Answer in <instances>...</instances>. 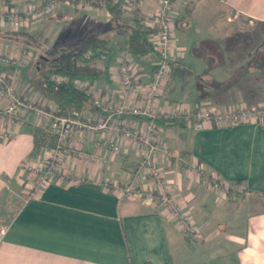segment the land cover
I'll return each instance as SVG.
<instances>
[{
	"label": "crops",
	"instance_id": "1",
	"mask_svg": "<svg viewBox=\"0 0 264 264\" xmlns=\"http://www.w3.org/2000/svg\"><path fill=\"white\" fill-rule=\"evenodd\" d=\"M41 1L0 0V10ZM188 1L174 3L177 27L179 11ZM156 2L141 0L139 10L149 17ZM50 12L51 16L68 19L69 29L63 35L53 28H64L65 19L50 24L43 22V17L20 30L0 23V33L13 31L28 36L48 54L57 45H71L90 34L109 39L102 75L78 80L86 84L93 97L118 103L116 67L126 53L122 43L132 19L106 8L84 9L74 0H59ZM186 13L187 28L173 33L172 52L178 57L175 55L164 82L159 106L169 110L264 106V0H194ZM230 14L241 27L227 24ZM45 30L47 36H42ZM244 31L247 41L240 38ZM19 37L0 34V53L13 55L23 49ZM132 58L140 86L147 85L155 56ZM41 61L40 54L34 53L21 70L16 87L24 97L53 110L56 105L36 83ZM6 69L0 63V71ZM140 97L138 93L126 104H139ZM82 112L89 121L104 115L92 105ZM125 118L116 117L115 121ZM3 128L0 123V228H5L0 238V264H227L220 258L229 254L233 264H264V120L200 131L183 124H156V138L176 156L165 160L154 155L148 164H144V150L137 145L117 139L119 151L113 153L108 147L109 137L82 132L80 150L97 156L98 162L74 156L61 158L60 171L69 177L42 187L2 227L5 197L20 187V178L25 175L20 166L26 160L45 158L49 149L44 146L34 151L37 129L31 114L11 122L9 139L1 137ZM190 163L204 167L208 175L243 193L220 196L189 170ZM151 166L158 168L159 185L149 174ZM112 183L130 185L133 197L120 196ZM159 186L188 213L198 231L194 240L180 232L156 200L144 198V191L157 193ZM212 210H219L222 217L213 218ZM229 216L234 217L228 220ZM217 236H224V252L208 244Z\"/></svg>",
	"mask_w": 264,
	"mask_h": 264
},
{
	"label": "built area",
	"instance_id": "2",
	"mask_svg": "<svg viewBox=\"0 0 264 264\" xmlns=\"http://www.w3.org/2000/svg\"><path fill=\"white\" fill-rule=\"evenodd\" d=\"M141 0H75V3L84 9H104L108 5L116 6L131 19L138 20L146 33L147 41L150 43L155 62L151 73V80L145 86H140L136 65L133 55L126 51L117 63V74L119 78L118 96L120 101H102L93 97L85 83L78 79H69L61 75H52L51 81L55 84L72 83L75 88L82 91L90 98L91 105L96 111L103 112L101 117H93L92 120L84 119L83 112H73L69 116H62L57 109H48L42 103L35 102L21 95L17 91V81L21 70L30 62L33 57L28 49L23 48L13 55L0 53V63L7 67L0 71V123L3 124L1 137L9 139L12 136L11 122L23 119L31 114L37 130L52 137L53 146L49 154L45 156L43 165L29 163L26 160L20 169L34 172L38 175L35 192L25 201V204L35 197L40 189L51 182H62L69 176L60 171L59 162L61 158L74 156L80 159H87L98 162L95 155H90L80 150L84 139L82 132L92 136L101 134L109 137V149L116 153L119 151L117 139H121L132 145H137L145 152V163L154 155L161 159L170 160L176 154L166 145L160 142L155 135L156 119L173 120L182 123L186 128L200 131L208 127L226 128L241 124L261 123L264 120V106L232 107L226 109L194 108L184 110H169L160 107L159 98L163 95V85L167 79L171 65L175 62L173 54V31L178 19V12L174 6L176 0H157L154 12L145 17L139 10ZM55 0H46L34 6H28L21 11L12 8H4L0 11V23H13L14 26H26L34 19H41L43 15L54 7ZM99 55L105 57V52L97 53L89 50L84 54V61H90ZM141 95L139 104H126V101L137 94ZM127 117L119 122L116 117ZM44 161V160H43ZM43 166V170L41 169ZM189 170L213 189L220 196L231 194L233 196L243 193L242 189L232 190L224 180L208 175L204 167L190 163ZM150 176L159 185L160 173L158 168L151 166ZM108 186V182L104 183ZM113 190L122 197H133L130 185L112 183ZM146 199L156 200L174 221L177 228L194 240L198 233L188 213L174 200L167 189L159 186L155 193L152 189L143 192ZM5 228H0V238Z\"/></svg>",
	"mask_w": 264,
	"mask_h": 264
},
{
	"label": "trees",
	"instance_id": "3",
	"mask_svg": "<svg viewBox=\"0 0 264 264\" xmlns=\"http://www.w3.org/2000/svg\"><path fill=\"white\" fill-rule=\"evenodd\" d=\"M6 1L8 2V0ZM105 8L113 14L122 13L116 6L108 5ZM186 12H189V9ZM0 34L23 37V34L13 31L1 32ZM26 39L32 40L28 36ZM110 43L109 39L96 34H90L71 45L55 49L46 56L41 55L45 60L43 67L41 62L37 65L39 66V71L36 83L42 94L54 102L59 115L69 116L73 112L86 110L91 105V101L87 95L75 88L72 83L55 84L51 81V76L61 75L69 79H96L100 77L104 70V59L97 55L90 61H84V54L89 50L97 53L104 51L106 54L110 48ZM122 46L137 58H145L153 53L151 45L147 41L146 33L136 19H132L129 34L122 43ZM154 123L155 125L182 124L164 119H156ZM53 144L54 140L52 137L36 130L34 133V151L44 146L51 148Z\"/></svg>",
	"mask_w": 264,
	"mask_h": 264
},
{
	"label": "rangeland",
	"instance_id": "4",
	"mask_svg": "<svg viewBox=\"0 0 264 264\" xmlns=\"http://www.w3.org/2000/svg\"><path fill=\"white\" fill-rule=\"evenodd\" d=\"M44 1H46V0H44ZM58 1L59 0H55V6H56V4H58ZM194 2V0H189L185 5H184V7H183V10H181V11H179V16H181V19H179V22H180V24H179V26L177 27L176 26V28H175V30L173 31V33H175L176 32V30H178V31H180L181 29H185V28H187V26H188V21H187V18H186V16H187V13H186V11H187V9H190L191 8V6H192V3ZM40 3H42V1L40 2ZM24 4H27V3H20L19 5H17V6H15V7H11L13 10H15V11H21V10H23L24 8H27L28 6H25L24 7ZM38 4V3H37ZM23 5V6H22ZM28 5V4H27ZM34 5H36V3L34 4ZM34 5H30L31 7L32 6H34ZM203 6L204 5H201L200 6V8L201 9H203ZM52 9V8H51ZM2 10H4V8L2 9ZM2 10H0V11H2ZM51 11V10H50ZM50 11H48V12H46L44 15H43V18H42V21L43 22H49L50 24H54V23H57V22H59L60 20H62V19H65V17H63V18H61V17H55V16H51V13L52 12H50ZM183 16V17H182ZM229 17H230V19H229V21L227 22V24L229 25V26H231V27H235L236 25L237 26H240V25H238V20L236 19V17H234V16H231V14L229 15ZM99 18H101L102 19V16L101 17H99ZM66 20V19H65ZM68 20V19H67ZM66 20V21H67ZM53 21V22H52ZM31 22V21H30ZM68 22L69 21H67V23H65L64 25H63V27L64 28H60V30H59V27H57V26H55L54 28H53V26L52 27H50V29L51 28H53L54 29V31H56L57 33L59 32V31H61V32H59V33H61L60 35H63L64 33H66L67 32V30L69 29V27H67V25L66 24H68ZM3 24H7V23H3ZM7 25H9V29H12V30H15V29H23L25 26H18V27H16V26H14V24L12 23H9V24H7ZM26 25H28V23L26 24ZM67 27V28H66ZM241 27V26H240ZM232 29V28H231ZM184 31V30H183ZM47 30H45V32H44V34H41L42 36H47ZM202 37H203V35H202ZM59 38V37H58ZM240 38H242L244 41H247L248 40V36H247V34H246V31H244V35H242ZM19 39L22 41V42H24L23 44H22V47L23 48H26V49H28L31 53H35V54H40V58H41V65H42V67H43V65H44V60H45V58H42L41 57V55H44V56H46V55H48V53L47 52H49V51H47V52H45V53H42L41 52V49L40 48H38V47H36L35 45H34V41H32V40H29V39H26V37H19ZM47 40H49V41H51V39H48L47 38ZM261 40V39H260ZM53 41V40H52ZM54 47H56V45L55 46H52V47H50V48H48L49 50L51 49L52 50V48H54ZM62 47H64V45H57V47H56V49H59V48H62ZM50 50V51H51ZM176 55V54H175ZM177 56V55H176ZM178 57V56H177ZM176 57V58H177ZM42 67H41V70H42ZM36 77V79H37V76H35ZM163 96V95H162ZM162 96H161V98H162ZM49 147V146H48ZM48 152H50V148L48 149ZM49 154V153H48ZM44 160V161H43ZM45 160H46V158H41V159H39V161H33V160H29L30 162L29 163H31V164H34L35 163V167L36 168H38V166H36V165H43L44 164V162H45ZM41 169L43 170V166H41ZM23 172H24V177H22V178H20L21 179V182H20V187H18L17 189H15L12 193H8L7 194V196L5 197V200H4V209H5V213L4 212H2V214H5L4 215V218H1V222H3V224L1 225L2 227L5 225V223L7 222V221H9V219H10V217L12 216V214L13 213H15L22 205H24L25 204V201L27 200V199H29L30 197H31V194L32 193H34L35 192V189L37 188V184H36V181H37V178H38V175L37 174H35L33 171L32 172H29V171H27V170H25V169H23L22 170ZM242 194V193H241ZM219 210H212V215H213V218L214 217H217V216H220V217H222L219 213ZM189 216V215H188ZM232 217H234V216H229V217H227V219L229 220V219H231ZM194 225V224H193ZM195 226V225H194ZM228 228V227H227ZM231 228V227H230ZM224 229H225V227L223 226V232H224ZM229 229V228H228ZM181 232V231H180ZM183 233V232H182ZM212 236V235H211ZM195 237H198V235H196ZM220 237H222V238H220ZM224 236H217V238H215V239H213L212 241H211V243H208V244H211V248L213 249V250H215V251H218V252H220V251H225L226 250V243H225V241H224ZM223 239V240H222ZM221 259V261L224 263L225 261H227L226 263L227 264H233V260H234V258H233V256H232V254H229V255H227V257H222V258H220ZM216 262H214L213 264H215Z\"/></svg>",
	"mask_w": 264,
	"mask_h": 264
}]
</instances>
